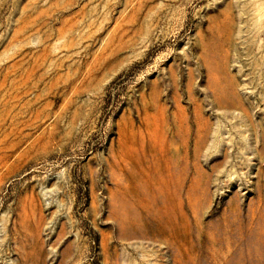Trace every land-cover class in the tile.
I'll return each mask as SVG.
<instances>
[{
    "label": "rangeland",
    "instance_id": "1",
    "mask_svg": "<svg viewBox=\"0 0 264 264\" xmlns=\"http://www.w3.org/2000/svg\"><path fill=\"white\" fill-rule=\"evenodd\" d=\"M0 264H264V0H0Z\"/></svg>",
    "mask_w": 264,
    "mask_h": 264
}]
</instances>
